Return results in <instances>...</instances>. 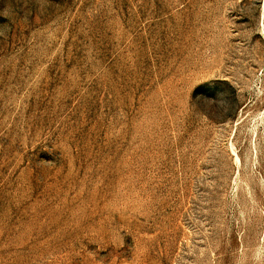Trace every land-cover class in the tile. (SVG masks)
Here are the masks:
<instances>
[{
    "label": "rangeland",
    "instance_id": "rangeland-1",
    "mask_svg": "<svg viewBox=\"0 0 264 264\" xmlns=\"http://www.w3.org/2000/svg\"><path fill=\"white\" fill-rule=\"evenodd\" d=\"M0 264H264V0H0Z\"/></svg>",
    "mask_w": 264,
    "mask_h": 264
}]
</instances>
